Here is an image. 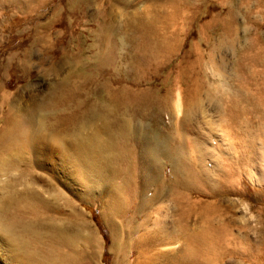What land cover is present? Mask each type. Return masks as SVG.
I'll use <instances>...</instances> for the list:
<instances>
[{
	"label": "rangeland",
	"instance_id": "374dc122",
	"mask_svg": "<svg viewBox=\"0 0 264 264\" xmlns=\"http://www.w3.org/2000/svg\"><path fill=\"white\" fill-rule=\"evenodd\" d=\"M9 1L12 0H0V86L12 95L20 108L41 115L46 111L70 112L68 104L50 110L48 103L54 91L59 88V93L68 94L74 78L83 69L99 63L97 60L104 61V67L108 64L113 74L105 73L101 85L108 83L113 90L129 89L132 97L128 107H115L106 97L103 86L101 90L95 85H86L81 97L89 101L88 110H98L106 118L115 117L121 131H104L101 121L104 118L93 116L87 122V128H75L60 140L73 150L76 147L75 150H86L95 155L94 165L103 176L101 182L106 190L103 198L93 200L91 196L83 198L80 195L85 188L80 186L71 165L58 156L59 152L45 160L42 156L47 147L45 144L55 143V137L50 134L43 135L44 144L34 148L39 154L37 159L32 153L31 156L24 154L20 145L11 146L9 150L0 147V225L20 223L23 226L15 232L10 230L12 233L8 230L10 234L4 226L5 229L0 231V242L6 250L9 248L10 258L14 251L19 254L29 252L36 256V264H115L117 252L122 264H136L138 254L131 247L129 226L133 219L142 222V214L134 217L144 177L140 156L148 147L145 144L162 141L163 135L169 133L181 134L179 126L185 105L187 102L186 107L189 105L196 88L200 101L189 119L191 136L209 137L211 153H227L229 144L239 151L247 150L245 144L239 148L237 134L240 131L238 125L231 122L230 114L235 110L242 111L245 115L239 121L243 126L248 119L257 124L258 115H248L249 104L237 99L233 55L238 53H233L231 48L223 51L221 45L236 42L240 51L241 47L250 44L247 55L260 59L250 63L249 88L251 93L263 95L264 0H94L100 2L101 12L97 14L79 13L71 3L75 0H46L43 7L36 4L29 12L17 11ZM36 1L39 0L34 3ZM70 3L73 9H69ZM57 8L70 10V15L64 12L56 15ZM212 23L215 26L211 28ZM45 28L52 31L50 41L34 47L28 64L23 66L25 49L38 34L47 33ZM74 38L80 39L81 47ZM163 40L171 49V59L143 60L157 54L156 43ZM147 42L151 44L149 49ZM217 42L221 44L219 52H210V44ZM135 70L144 77L134 76ZM187 70L190 73L186 77L190 76L182 83V73ZM143 95L146 96L141 97ZM178 96L182 103L180 109L176 108ZM141 99L148 106L161 101L163 108L146 109ZM41 115L34 119L35 128L43 115L46 122L53 119L51 114ZM7 117L8 106L0 97V135L7 128ZM135 136H145L146 143H136ZM210 137L218 144L213 145ZM258 139L259 150L264 153L263 141ZM55 149L57 151L54 146ZM194 155L188 137L183 156L191 164ZM154 161H158L153 168L157 180L173 178L175 166L172 162L166 159ZM207 164L204 162V169L217 177V160L212 166ZM256 168L264 171V161L260 160ZM240 173L229 192L213 195L201 189L186 194L193 207L191 218L183 223H194L190 231H201L206 227L202 223L216 225L229 223L231 219L238 221L232 225L233 243L223 246L225 253L222 246L216 245L213 256L205 260L211 261L209 264H264V175L246 165ZM155 189L152 186L150 192ZM180 197L182 200L176 202L179 208L186 203L184 197ZM173 200L168 195L152 204L147 211L150 228L158 218L167 215L169 223H175L172 219L177 213L173 210ZM105 209L109 212L104 213ZM14 233L17 236H13ZM243 235H246L243 241L236 239ZM23 243L27 244L24 248ZM179 245L184 246V240ZM167 246H154L149 253L162 252L160 260H168L170 248ZM6 257L0 256V264H20L13 257L11 262Z\"/></svg>",
	"mask_w": 264,
	"mask_h": 264
},
{
	"label": "bare ground",
	"instance_id": "6f19581e",
	"mask_svg": "<svg viewBox=\"0 0 264 264\" xmlns=\"http://www.w3.org/2000/svg\"><path fill=\"white\" fill-rule=\"evenodd\" d=\"M34 1L35 0H31V2H29V0H18L14 3H10V6L16 9L17 11L29 12L31 10H34V8H36L35 7L36 4H39V6L43 7L44 3H46V0L36 1L37 3L36 2L34 3ZM172 2H177V1L172 0ZM71 3H73L74 5V7L73 5L72 7L73 8L76 7L75 10L78 11L79 13L81 12L82 14L84 11L90 13L93 12L94 14H97V12H101L100 8H98L100 2H96L94 0H80V1L75 0L74 2ZM71 3L68 6L69 9H73L71 8ZM60 12H64L65 15L68 14V16L70 15V10H67L65 8H57L56 15L59 14ZM70 23L71 22H69V25ZM69 25L67 26L69 27ZM45 29L47 33L43 32L42 33L43 35L38 34V36L31 41L28 48L25 49L24 52L25 61L23 59L21 63L23 66L30 60L31 51L33 50L34 47L39 46L40 43L43 41L46 42L50 41V38L52 36V31L49 28L48 29L45 28ZM79 40H80L79 38L73 39V41H78L77 45L81 47L82 42ZM167 41H169V39H167ZM150 45L151 44L147 42L146 48L149 49L148 46ZM156 45L157 46L155 47L154 50L156 51L157 54H154L151 57H147L143 60H147V61L148 60L153 61L158 59L161 61L170 60L171 59L170 54L172 53H171V49L167 47L168 42L163 40L161 42L156 43ZM65 54L67 55L68 53L65 52ZM254 61H255L254 63H257L256 57L254 58ZM60 62L63 63L64 61H60ZM97 62L99 63L96 64L94 63V65H91L89 69L88 68L83 69L82 73L79 76H76V79L74 78V83L72 81V84L69 86L70 88H68L67 90L69 91L68 94L64 95L63 93L62 94L59 93V88L54 91L52 99L50 103H48V107L50 108V110L68 104L70 106V112L58 114L57 111H56L57 113H51L50 111L48 112L46 111L45 113H42V115L51 114L53 118L52 120L47 122L45 121V118H43L44 115L42 116L41 114L33 111L31 112L24 111L22 108H20L18 104L15 101H13L14 99H12V95L5 92L3 88L0 86V97L2 98V101L4 100V103L8 106V117H7V125H6L7 128H5L2 134L0 135V140H1L0 147H2V149L9 150L12 147L14 148L15 145L16 146L18 145V147L20 145V147L23 148L24 150V154L31 156L32 153L34 155L33 157L37 159V155L39 154L34 148L40 147L39 145L43 143V140H45L43 135L50 134V136L55 137L54 139L55 143H53L50 146L49 144L46 143L45 146L47 147L42 156H44L46 160L48 156H51L59 152L58 156H62L64 161L71 165L73 172L75 173L76 177L79 180L80 186L85 188V190L81 192L80 195L82 197L91 196L93 200L97 199L98 197L103 198L104 195L106 196V190L104 191L101 182L103 180V176L100 173L99 169L96 168V165H94L96 160L95 155L87 152L86 150L85 151H82L80 149L75 150L76 147L73 150L69 147V145L60 143L61 142L60 140L65 135V133L71 132L72 130H75V128L81 127L83 130L85 129V127L87 128L88 126L87 122L93 116L104 118L101 120L103 121L102 126L105 128L104 131L106 130L107 132L112 133L117 131L116 129L121 128L119 127L120 122L116 120L115 117H114L115 119L106 118V116L103 115V113L99 112L98 110L95 111L88 110L90 106L89 101L81 97V93L85 91L86 85H95L98 89L101 90H102L101 86H103V90L106 94V97H108V99L111 101V104H113L115 107L116 106L128 107V104L131 101L130 97H132V94L129 91V89L113 90L110 84L108 83H103V85H101L100 81L102 80L103 76L105 77V73H108V75H113V74L111 71H109V66L107 63H106L107 66L104 67V61L102 63L97 60ZM134 72H133L134 76L138 78L144 77L141 75V73H139V71L137 72L135 70ZM189 73L190 72L187 70L182 73V77L180 75L182 83H186V79H188L190 76L189 75L188 77H186V75H188ZM255 74L258 73L256 72ZM195 86H197V84ZM60 89L62 90V88ZM168 94H170L169 90H168ZM198 95H199L198 88H196L193 98L189 100V105L187 107L186 105L188 104V102L186 103L187 100L185 101L186 105H185L184 117L181 120L179 126V132L181 134L175 135L176 133L174 134L169 133L163 135L162 141L161 140L155 141L153 144L150 145H148V143L147 145L145 144L147 141L145 139V136L144 137L135 136L136 143H141L142 145L145 144L144 146H148L145 147L146 150L144 154L140 156L141 161L143 162V164L141 163L142 164L141 169L144 172V177H143V182L141 183L139 189L140 191H138V196H137L138 202L134 209V217L138 216L139 214H142L141 215L142 222L138 223L133 219L129 226V236L132 238L131 247L132 249H136L135 251L138 254L136 258V264H209L211 261L205 262V260H209L213 256L216 249V245L218 247L221 246L223 247L224 245L229 246L233 243L234 237L232 233L233 231L232 225L237 224L238 221L231 219L229 223H223V224L216 223V225H214V223H202V224H206V227L205 228L203 227L201 231H197V232L190 231L194 223H183V222H188V220L191 218L190 211H192L191 208L193 207L190 200L187 198L186 194L190 193L193 190H201V189H205L213 195H219L221 191L229 192L231 189L230 186L235 182V177L241 174L240 171L245 165L248 166L249 169L256 170V172L261 176L264 175V171L262 169L258 171L256 168V165L260 160L264 161V153L262 150H259L261 146L259 147L258 145V140H259L258 138L260 137L263 141L262 146H264V94L259 96L257 94L251 93V91L249 90V94H248L249 96L246 99V102L249 104V112L247 114L248 115L257 114L258 115L257 124H255V122H253L252 120L249 121L248 119L246 121V125L243 126V123L240 122L239 119L242 118V116L244 117L245 114L242 113V111L238 112V110L237 111L235 110L234 112L230 111L231 112L230 120L233 124L238 125L237 128L240 131V132L238 131L239 133L237 134L238 138L240 139L239 148H241L242 145L245 144L244 147H246L247 149L246 152L239 151L238 149H235L234 146L232 147V145L229 144L228 146L229 151L227 153H221V155L218 153H211L210 150L211 148L208 145L209 137L206 138L205 136L203 137V135H196L194 137L191 136L192 134L188 128L189 119L190 116L196 111V109L199 106L200 100ZM145 96L146 95H143L141 97H145ZM141 101L143 107L146 109L149 107L163 108L161 101H157V103L153 102L151 103V106L146 105L143 99H141ZM181 104H182L181 99L178 96V100L176 102V108L180 109V106H182ZM36 115H41L42 117L40 118V121L37 127L35 128L34 119H36ZM118 131L121 130L118 129ZM188 137L190 138V142H191V146L193 147V150H195V155L193 156L194 163L191 164L183 156L186 153V142L188 140ZM210 138H211L210 141L213 145L218 144L217 142H213L212 139L214 137H210ZM165 140L166 142H164ZM54 146L57 147V151L56 149L54 150ZM149 146L152 148H150ZM58 148L61 149L58 150ZM152 157L156 160L166 159L167 161L172 162L175 166L173 178H171L170 180H167L165 178L162 180H157L156 178L157 176H155L154 174L155 171H153V168L158 161H154V159L152 160ZM228 157L230 158V162H227L229 159ZM215 159L217 160V164H218L217 173H219V175L217 177L207 172L204 169V165H203L204 162H206L209 163L207 165L212 166L211 164H213V162L216 161ZM221 164H223L225 167L224 166L222 167ZM260 179L262 180L263 178ZM152 186L157 188L154 190L153 193L150 192V188ZM97 190H101L98 192L99 194L98 193L96 194ZM168 195L174 198L173 201L175 203V206L173 210L176 211L177 215L173 217L172 221L175 223H169V220L167 219L168 216L167 215V216H163L162 218H158L150 228L149 225L151 223H147L150 220V216L147 211H149L152 208L153 203H155L156 201L158 202L161 199V197L162 198H165L166 196L168 197ZM180 196H183L184 200L186 201L185 205L182 206L181 208H179V206H177L176 203L178 202V200H182ZM29 197H31V195H29ZM181 211L182 213L180 214ZM108 212L109 209H105L104 213H108ZM4 226H7L6 232H8V230L9 232L10 230L15 232V230L17 229L20 230V228L21 229L23 228V226H21L20 223H7ZM4 226L1 227L0 225L1 227L0 231L2 230V228H4ZM24 227L26 228V226ZM212 229H215L214 232H212ZM20 234H22V231L20 232ZM12 235L17 236L15 235V233ZM11 236L9 235V237ZM245 238L246 235H243V236H239L236 239L243 241ZM22 240L20 239L21 242ZM181 240H184L185 242V245L182 247H180L179 245L181 243ZM169 244L172 245L167 246ZM26 245L27 244L23 243L22 248H24ZM164 245L170 248V253H169L170 258L168 260H160V257L164 254L162 252L161 253L157 252V254H155L156 258L155 255L149 253V250L152 247L154 246L164 247ZM17 247L20 246L18 245ZM14 248H16L15 244H14ZM7 250L5 249L3 243L0 242V256L3 258L7 256L6 258L10 260L9 262H11L12 257L16 259L20 264H36L35 262H37L36 256L33 254L29 255L30 254L29 252H27V254L23 252L24 254L20 253L21 254L20 255L19 253L12 250L14 251V254L11 252L13 256H11L10 258L8 256L9 250L8 251ZM222 252L223 253L226 252V247L222 248ZM121 260H122L121 255L117 252V260L115 264H122Z\"/></svg>",
	"mask_w": 264,
	"mask_h": 264
},
{
	"label": "crops",
	"instance_id": "0c3cea01",
	"mask_svg": "<svg viewBox=\"0 0 264 264\" xmlns=\"http://www.w3.org/2000/svg\"><path fill=\"white\" fill-rule=\"evenodd\" d=\"M18 0H12L9 1L10 3H14ZM9 3V4H10ZM215 26L213 23L209 25V27H213ZM226 32V31H225ZM227 34V32H226ZM219 44L217 43H211L210 47H209V51L210 52H219V50L221 48V50H225V51H229V48H231V50L233 51V53H238L236 55H233V59H234V67H235V71L233 72V81L236 84V88H237V99H241V100H246L248 98V94H249V82H250V63L254 64V58H251V56L247 55V50L250 46V44H248L246 46V48H242V50H238V46L236 45V42L228 45L227 43H224L223 45H221V48L219 49ZM250 49V48H249ZM258 57H256V61L258 62L259 59ZM253 60V61H252Z\"/></svg>",
	"mask_w": 264,
	"mask_h": 264
}]
</instances>
